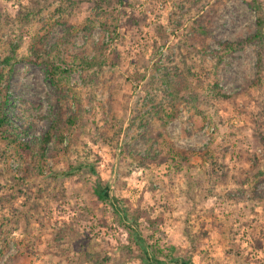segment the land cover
I'll list each match as a JSON object with an SVG mask.
<instances>
[{
    "label": "rangeland",
    "instance_id": "374dc122",
    "mask_svg": "<svg viewBox=\"0 0 264 264\" xmlns=\"http://www.w3.org/2000/svg\"><path fill=\"white\" fill-rule=\"evenodd\" d=\"M248 1L0 0V264H264Z\"/></svg>",
    "mask_w": 264,
    "mask_h": 264
},
{
    "label": "trees",
    "instance_id": "16d2710c",
    "mask_svg": "<svg viewBox=\"0 0 264 264\" xmlns=\"http://www.w3.org/2000/svg\"><path fill=\"white\" fill-rule=\"evenodd\" d=\"M248 5L256 12L254 32L251 33L250 35L245 36L244 38L237 40V41H234L231 43L223 41L220 44L222 46V49H224L225 51H232V50H236V49H241L248 44L256 45V48H257L256 49V65H257V68H259L260 63H261V52L264 50V35L262 33V27L264 24V12L261 10L260 3H258L257 0H249ZM3 61L6 62V59H4ZM82 63L86 66H89V64H90V62L86 61V60L82 61ZM46 70H47L48 75H50L51 78L55 77V75L57 74L55 68L52 66H48V69H46ZM59 95H61V93ZM222 96H226V95H222ZM74 120H75V115L72 113L66 117V119L63 123L66 126H70ZM15 128H16V126L13 125V122L8 118V116L5 113V100L1 99L0 100V138L3 141H7L8 143H10V142L14 143L15 146L21 152L24 153V151H26V153L28 154L29 149H30L29 144L14 134ZM51 129H52V126L50 127V130ZM53 129H54V127H53ZM51 131H50V133H51ZM53 132L54 131H52V134H53ZM50 133H49V131L47 133H45L42 136L38 147H36L35 154H36L37 160L35 161V163L33 165L35 172L40 170L41 159L43 158V153H44V147H45L46 142L49 140V138L51 136ZM157 135H159V134H157ZM61 139H62V135L58 134L56 136V140L58 142H60ZM67 174H69V173H67ZM260 175H261V172L260 171L257 172L255 174V180H256V177H258ZM16 182L18 184L23 183V179L18 178ZM94 191H95V195L98 198H100L102 200H107L108 194H107V188L106 187L96 188ZM123 211L125 212V209ZM143 250H144V255H145L146 249H143ZM176 264H182V261H176Z\"/></svg>",
    "mask_w": 264,
    "mask_h": 264
}]
</instances>
